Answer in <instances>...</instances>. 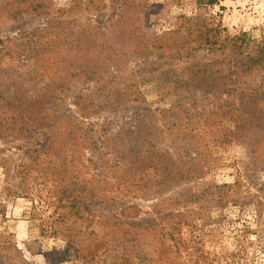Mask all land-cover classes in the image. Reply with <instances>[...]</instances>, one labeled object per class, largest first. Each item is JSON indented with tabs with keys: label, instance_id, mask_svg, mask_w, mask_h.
Segmentation results:
<instances>
[{
	"label": "trees",
	"instance_id": "trees-1",
	"mask_svg": "<svg viewBox=\"0 0 264 264\" xmlns=\"http://www.w3.org/2000/svg\"><path fill=\"white\" fill-rule=\"evenodd\" d=\"M169 1L174 0H72L63 10L55 0L0 4L11 22L30 16L60 19L48 21L45 30L34 31L27 41L22 37L0 50V141L34 154L26 168L43 179L59 219L86 226L82 248H111L112 258L122 264L147 263L137 254L143 248L160 249L156 256L161 264H174L166 258L183 264L182 256L174 255V232L193 226V208L201 210L200 217L230 206L264 208L259 194L241 181L185 185L205 176L217 161L211 143L248 140L264 171V42L248 32L231 35L214 20L209 11L223 0H195L194 16L158 34L149 17L170 8ZM116 7L119 11L110 17L107 29L90 21ZM84 15L89 16L85 23L78 20ZM199 51L210 57L196 60ZM30 59L48 80L38 98H30L20 80L18 68ZM72 84L87 86L73 96L77 118L64 113L57 95ZM147 91L153 93L155 105L173 104L194 92L213 99L191 113L166 109L165 114L177 113L170 117V127L154 123V132L128 130L110 148L92 140L90 131L76 130L83 123L80 118L115 116L147 104ZM83 149L89 150L88 161L97 171L90 178V167L82 163ZM138 200L153 202L151 213L158 222L137 223L144 214ZM114 203L124 205L112 219L124 218L125 223L112 222L97 209ZM66 211L77 212V220L71 222ZM5 244L0 264L27 262L16 243ZM55 256L46 254L58 264Z\"/></svg>",
	"mask_w": 264,
	"mask_h": 264
},
{
	"label": "rangeland",
	"instance_id": "rangeland-1",
	"mask_svg": "<svg viewBox=\"0 0 264 264\" xmlns=\"http://www.w3.org/2000/svg\"><path fill=\"white\" fill-rule=\"evenodd\" d=\"M4 1L0 0V4ZM71 1L55 0L58 10L68 8ZM151 1L157 4L164 2ZM169 4L173 5L149 17L152 29L158 34L172 30L197 12L195 0H174L169 1ZM118 11V7L107 10L98 16H91L90 21L101 29H107L110 17ZM209 14L229 34L248 32L253 38L264 42V0H223L220 5L211 8ZM88 18L89 16L84 15L78 20L85 23ZM48 21L60 19L30 16L19 22H11L0 10V50L22 37L27 41L28 35L34 31L45 30ZM209 57L203 51L195 54L196 60ZM21 66L18 70L21 72L20 80L24 89L30 98H38L39 89L48 82L46 76L32 59L23 61ZM84 88H87L84 84H72L57 92L63 102V111L68 116L78 117L76 107L72 103L73 96ZM147 97V104L134 106L119 115L80 118L83 123H78L76 130H82L84 133L90 131L92 140L110 148L115 139L126 134L128 130H135L137 133L142 129L154 132L152 127L154 123H159L161 127L166 123L170 127L172 122L170 117L177 113L165 114L166 109L177 108L182 113L190 110L191 113L208 106L213 99L194 92L184 94L173 104L155 105L152 104L153 93L147 91ZM170 131L167 130L166 133ZM91 137L86 141H91ZM83 150L86 157L82 163L90 167L91 174L87 177L90 178L91 175L95 176L97 171L92 169L88 161L91 159L89 150ZM210 151L213 158L217 159L210 172L185 184L186 186L198 187L209 181H216L218 184L241 181L246 189L259 194L264 201V171L257 164V156L253 153L248 140H235L226 144L211 143ZM31 156L34 154L29 150H21L14 143L0 141V259L6 257L5 242L8 241L16 243L25 252L27 258L25 264H53L46 254H55L58 264H122L120 260L115 261L112 258L114 254L111 248L106 250L98 246L91 252L82 248L85 238L83 228L86 226H70L65 222V218L59 219L48 188L41 183L43 179L38 177L35 170L30 169ZM95 160L92 161L93 164ZM25 164L30 166L26 168ZM81 200L85 205L90 202L85 198ZM95 202L96 200L93 201ZM137 202L144 212L138 222L136 221L138 224L152 226L159 221L151 213L152 201ZM123 205L101 204L97 209L103 213L102 217L111 219L112 222L125 223L124 218L112 219V215L120 212ZM193 211L195 213L193 226L179 227L174 232L176 239L174 255L178 252V259L182 256L183 264H264V208L230 206L222 212L213 213L210 217H200L199 208H193ZM65 213L72 217L71 222L77 220V212ZM148 231L146 234L154 233ZM158 251L154 248H143L137 251V254L141 259L147 260V263L142 264H161L160 258L156 256ZM150 261L153 263H149ZM167 261L179 264V260L171 262L166 258Z\"/></svg>",
	"mask_w": 264,
	"mask_h": 264
}]
</instances>
